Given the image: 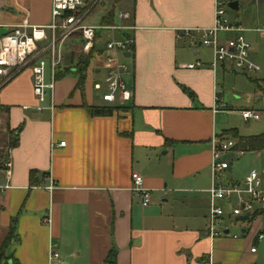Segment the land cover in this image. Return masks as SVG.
Wrapping results in <instances>:
<instances>
[{"label":"crops","instance_id":"0c3cea01","mask_svg":"<svg viewBox=\"0 0 264 264\" xmlns=\"http://www.w3.org/2000/svg\"><path fill=\"white\" fill-rule=\"evenodd\" d=\"M84 2L83 22L96 25L86 18L98 0ZM125 8L114 10L111 25L128 12L123 21L128 29L99 33L101 45L112 35L133 40L120 56L133 92L128 109L112 116L89 113L85 104H107L94 102L102 92L94 84L104 85L107 64L104 54L92 59L84 91L75 88L82 51L76 35L63 48L59 67L70 72L57 80L53 112L36 109L30 67L9 80L0 76V248L16 219V238L1 264H108L111 251L116 264H256L258 251L251 248H258L264 235V210L236 221L227 210L223 222L230 220L241 236H230L225 225L226 235H208L212 140L226 131L217 134V111L229 109L219 74L241 73L229 63L214 71L212 52L206 56L197 39L198 29L214 23L215 0H133ZM51 9L52 0H0V24L7 29L25 20L47 25ZM111 9L103 7L102 18ZM236 34L226 33L222 40ZM196 62L201 65L188 67ZM215 97L224 107L215 109ZM19 127V144L12 147ZM10 130H16L14 139ZM230 168L231 162L221 175L225 181L233 180ZM133 172L151 191L148 207L132 190ZM51 251L59 253L54 263Z\"/></svg>","mask_w":264,"mask_h":264},{"label":"built area","instance_id":"2783aa9c","mask_svg":"<svg viewBox=\"0 0 264 264\" xmlns=\"http://www.w3.org/2000/svg\"><path fill=\"white\" fill-rule=\"evenodd\" d=\"M226 0H215L214 23L212 27L198 29L201 31V44L212 49V68L215 71L220 65L229 63L232 68L241 72H256L260 70L251 59L252 46L244 37V28L226 18ZM84 0H52V20L47 25H34L28 20L8 27L7 34L0 37V76L5 80L11 79L18 72L31 68L33 73V92L39 104L36 109L42 111L55 109V91L57 85L56 72L63 58V48L66 41L79 33L82 40V52L87 54L95 44L97 33L108 30L124 31L129 27L123 21L130 17L128 12L119 14L118 25H87L83 22ZM3 25L0 24V28ZM193 40V30H185ZM237 33L235 37L222 40L221 33ZM133 40L115 39L112 35L102 46L107 71L104 85L95 83L96 90L102 91L104 102L113 105H126L133 97V92L127 87L125 74L128 67L120 60L125 51L130 50ZM200 62L188 65L190 69L199 67ZM105 87V88H104ZM216 107H224L220 99L215 97ZM245 120H259L260 114L253 109L241 110ZM60 145H65L62 141ZM235 143L228 137H215L212 140V184L209 188L210 209L208 215V235L213 239L224 236L225 227L222 225L224 216L229 210V218L236 221L239 217L248 215L253 219L258 210H264V168L251 170L242 180L234 181L221 176L230 167L226 155L233 149ZM9 167L10 163L6 162ZM10 175V171H8ZM135 194L139 195L144 207L151 204V191L144 187V178L137 172L132 173ZM55 188L53 180L48 189ZM238 235H234L237 238ZM264 235L258 237V242ZM54 247V245H52ZM257 252L256 246L251 248ZM50 261L54 263L59 253L51 251ZM216 264V263H211Z\"/></svg>","mask_w":264,"mask_h":264},{"label":"rangeland","instance_id":"374dc122","mask_svg":"<svg viewBox=\"0 0 264 264\" xmlns=\"http://www.w3.org/2000/svg\"><path fill=\"white\" fill-rule=\"evenodd\" d=\"M92 1L90 0V3ZM132 1L98 0L88 14L86 22L99 25L104 15L103 7H106V9L114 8V10L120 11L126 9L127 7L125 8V6L127 5L132 6ZM238 1V10H233L226 6V18L231 22L242 25L248 30L243 35L252 46V60L260 66V70L242 74L229 71L225 74L224 78L221 73L219 74L220 82L224 86L222 89L224 103L229 109L222 108L217 111L219 112L217 115V134L222 133L223 130L237 129L241 136H253L264 132V33L253 31L257 28L264 29V2L261 4H250L251 0ZM223 36H227L226 33H221L220 37L223 38ZM197 39H200L198 34ZM202 48L205 55L209 57L212 52L211 49L205 45ZM69 77L70 79L77 78L75 75H70ZM101 94L100 92L95 96V103H104ZM244 108H250L259 112L260 119L245 120L241 115V110ZM119 111L123 110H117V112ZM9 134L11 139H14L16 130H10ZM226 158H229L231 162L230 172L234 181L242 180L253 169L259 170L264 168V149L262 151L241 153L231 150V154L226 156ZM3 164L6 166V160ZM222 225L231 228L230 236H241L240 228L232 226L230 220L224 221Z\"/></svg>","mask_w":264,"mask_h":264},{"label":"trees","instance_id":"16d2710c","mask_svg":"<svg viewBox=\"0 0 264 264\" xmlns=\"http://www.w3.org/2000/svg\"><path fill=\"white\" fill-rule=\"evenodd\" d=\"M85 8H83L84 10ZM114 23V9H111L101 20L102 25H111ZM77 38H80V34H75ZM101 44V35L100 33H97L95 44L92 47L91 51L87 54L83 53L82 51L77 54L76 59V65H75V71L78 76V80L76 83L75 88L80 89L81 91H84L85 83L87 80V72L91 63V60L96 58L97 56L103 54V50L99 48V45ZM133 47V45L131 46ZM70 72L69 68L61 69L60 67L57 68L56 72V79L59 80L65 75H67ZM192 94V93H191ZM192 96V95H191ZM85 107L88 109L89 113L92 116H112L115 111L117 110H126L128 107L126 105H113V104H106V105H86ZM21 130V127L17 129L18 134H16V137L11 144L12 147H16L19 144V132ZM221 137H229L231 138L235 145L233 147L234 150L239 152H252V151H262L264 149V132L258 135L253 136H241L237 129H229L224 131L221 135ZM172 141L166 139L165 144L170 145ZM36 171L33 170L30 173L31 180H34ZM16 219L12 220L11 229L9 232V235L4 242L3 246L0 248V264L4 260H6V249L12 239L16 238V229H15ZM108 264H116V252L111 251L109 253ZM16 264V263H14Z\"/></svg>","mask_w":264,"mask_h":264},{"label":"water","instance_id":"95a60500","mask_svg":"<svg viewBox=\"0 0 264 264\" xmlns=\"http://www.w3.org/2000/svg\"><path fill=\"white\" fill-rule=\"evenodd\" d=\"M264 0H251L250 4H261L263 3ZM229 8L233 9V10H238L239 9V1L238 0H234L228 3ZM8 29L5 27L0 28V37L7 34ZM131 53L127 52L126 55L130 56ZM1 112V110H0ZM0 122H1V117H0ZM248 218V215L240 217V220H245ZM229 230H226L225 233H228ZM256 264H264V237L263 239L259 242L258 245V258L256 261Z\"/></svg>","mask_w":264,"mask_h":264}]
</instances>
